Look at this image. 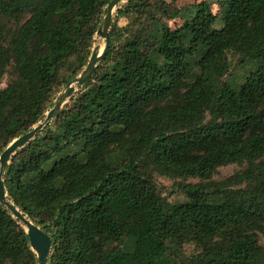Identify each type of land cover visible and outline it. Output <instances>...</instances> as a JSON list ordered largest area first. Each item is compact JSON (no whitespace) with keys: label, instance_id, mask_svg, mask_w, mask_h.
<instances>
[{"label":"trees","instance_id":"16d2710c","mask_svg":"<svg viewBox=\"0 0 264 264\" xmlns=\"http://www.w3.org/2000/svg\"><path fill=\"white\" fill-rule=\"evenodd\" d=\"M110 1L0 0V155L85 68ZM180 1L121 3L93 78L6 164L48 264H264V0ZM0 264H39L1 203Z\"/></svg>","mask_w":264,"mask_h":264},{"label":"water","instance_id":"95a60500","mask_svg":"<svg viewBox=\"0 0 264 264\" xmlns=\"http://www.w3.org/2000/svg\"><path fill=\"white\" fill-rule=\"evenodd\" d=\"M127 0H111L107 5L106 14L97 30L96 40L104 42V48L101 51L100 43H96L92 49L90 58L81 73L70 80L64 88L58 93L54 105L47 112L45 118L31 130L15 138L0 155V203L6 206L14 217L19 218L26 227L30 238L32 249L36 252L39 264H48V259L52 252L53 239L43 228L33 222L10 199L4 182L5 166L12 156L26 144L32 141L37 133L41 131L55 116L66 102L77 92L79 86L87 84L94 76L98 66L105 59L110 48V29L114 22V17L119 5Z\"/></svg>","mask_w":264,"mask_h":264},{"label":"rangeland","instance_id":"374dc122","mask_svg":"<svg viewBox=\"0 0 264 264\" xmlns=\"http://www.w3.org/2000/svg\"><path fill=\"white\" fill-rule=\"evenodd\" d=\"M200 0H181L179 2L180 5H186V4H190V3H195V2H199ZM219 10V7L216 6L215 7V11H218ZM125 23V20L122 18L120 19V24H124ZM172 26L174 25H178L180 23H182V20L180 19H177L175 21H172ZM97 43H100L101 45V49H102V45H103V48H104V42L101 41V40H97ZM239 166L238 165H227V166H224V167H221L218 172L215 174V177L216 178H225L227 177L228 175H230L233 171H235ZM193 181V180H192ZM159 182L160 184L164 187V188H167L168 190L172 187V183L173 181L171 179H168V178H165V177H162L160 176L159 177ZM181 197L180 194H173V195H170V199L173 200L174 198H179Z\"/></svg>","mask_w":264,"mask_h":264},{"label":"bare ground","instance_id":"6f19581e","mask_svg":"<svg viewBox=\"0 0 264 264\" xmlns=\"http://www.w3.org/2000/svg\"><path fill=\"white\" fill-rule=\"evenodd\" d=\"M103 50V45H102V49H101V51Z\"/></svg>","mask_w":264,"mask_h":264}]
</instances>
